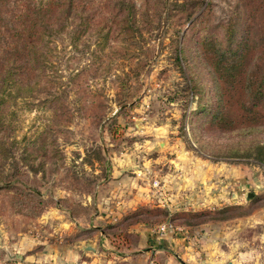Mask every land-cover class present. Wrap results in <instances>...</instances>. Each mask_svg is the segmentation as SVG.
<instances>
[{
    "label": "rangeland",
    "instance_id": "rangeland-1",
    "mask_svg": "<svg viewBox=\"0 0 264 264\" xmlns=\"http://www.w3.org/2000/svg\"><path fill=\"white\" fill-rule=\"evenodd\" d=\"M49 1L0 0V49L5 36L27 47L8 55L0 95V264H74L76 233L60 236L50 214L86 223L114 171L169 183L230 168L252 195L140 207L124 224L182 233L264 213V0ZM259 230L237 236L253 245Z\"/></svg>",
    "mask_w": 264,
    "mask_h": 264
},
{
    "label": "crops",
    "instance_id": "crops-1",
    "mask_svg": "<svg viewBox=\"0 0 264 264\" xmlns=\"http://www.w3.org/2000/svg\"><path fill=\"white\" fill-rule=\"evenodd\" d=\"M214 169L191 176L183 171V179L172 177L169 183L155 171L147 178L139 169L132 176L114 171L109 179L114 188L100 200L98 211L89 213L86 223L81 224L79 219L70 216L65 224V215L59 208L50 215L56 219L55 229L60 236L76 233L70 247L74 264L97 261L101 264H264L263 212L257 219L221 221L195 230L183 227L182 233L175 231L182 227L168 222L139 219L121 222L140 207L170 209L176 205L187 209L234 203V198L242 193L240 190L246 191L249 180L241 179L237 185L230 168H222L220 173ZM81 204L90 205V201L86 198ZM247 225L260 226L253 245L237 236ZM94 232H98L96 238L90 236ZM112 243L119 248H114Z\"/></svg>",
    "mask_w": 264,
    "mask_h": 264
},
{
    "label": "trees",
    "instance_id": "trees-1",
    "mask_svg": "<svg viewBox=\"0 0 264 264\" xmlns=\"http://www.w3.org/2000/svg\"><path fill=\"white\" fill-rule=\"evenodd\" d=\"M58 1V0H57ZM56 3H54V0H51L49 1V4H48V7L49 9L52 8V7H56ZM3 48H1V53L2 55L0 54V95L2 97V99L7 95V90L5 91V83L8 81V83L10 82V79L7 77L8 74V69H7V64H8V61L10 62L11 60V57H8V55H10L13 51H17V52H22L24 51L27 47L24 46L21 42L24 41V39H14V41L10 40V41H7L6 39V36L3 37ZM11 48H13L14 50H10ZM245 50H246V46H245ZM243 57V53H240L238 55V58L237 59H240ZM19 54H16L13 59H14V62L16 63L14 66L15 68H17V75L20 76L21 74H23V65L21 64V61H19ZM234 67V64L232 65H221L220 68L222 69L221 72L219 73V76H218V79L220 82L223 83V78H224V75H228V72L231 71V69ZM9 73V72H8ZM7 74L6 78H5V75ZM2 88V89H1ZM259 98V96L257 97ZM260 148H263L262 145H260Z\"/></svg>",
    "mask_w": 264,
    "mask_h": 264
},
{
    "label": "water",
    "instance_id": "water-1",
    "mask_svg": "<svg viewBox=\"0 0 264 264\" xmlns=\"http://www.w3.org/2000/svg\"><path fill=\"white\" fill-rule=\"evenodd\" d=\"M248 194V196H251V193H247Z\"/></svg>",
    "mask_w": 264,
    "mask_h": 264
},
{
    "label": "built area",
    "instance_id": "built-area-1",
    "mask_svg": "<svg viewBox=\"0 0 264 264\" xmlns=\"http://www.w3.org/2000/svg\"><path fill=\"white\" fill-rule=\"evenodd\" d=\"M161 228H163V227H161Z\"/></svg>",
    "mask_w": 264,
    "mask_h": 264
}]
</instances>
